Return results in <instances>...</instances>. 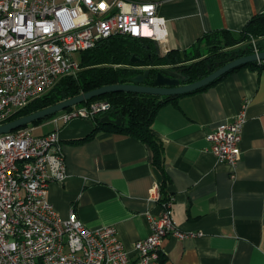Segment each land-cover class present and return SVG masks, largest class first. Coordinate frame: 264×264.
Returning a JSON list of instances; mask_svg holds the SVG:
<instances>
[{
    "label": "crops",
    "instance_id": "crops-1",
    "mask_svg": "<svg viewBox=\"0 0 264 264\" xmlns=\"http://www.w3.org/2000/svg\"><path fill=\"white\" fill-rule=\"evenodd\" d=\"M150 1L165 19V36L154 41L157 56L199 46L210 31L238 33L264 12V0ZM250 43L257 47L258 39ZM241 111V154L233 169L216 159L207 135ZM96 124L74 118L58 128L67 177L49 184L48 199L62 218L75 211L89 228L114 226L132 255L133 243L149 233L146 214L159 211L152 197L158 184L161 200L173 198L176 225L195 234L166 237L161 264H264V70L242 67L163 104L151 125L162 144V169L134 136L100 130L90 137ZM31 127L35 135L54 129L49 118Z\"/></svg>",
    "mask_w": 264,
    "mask_h": 264
},
{
    "label": "built area",
    "instance_id": "built-area-1",
    "mask_svg": "<svg viewBox=\"0 0 264 264\" xmlns=\"http://www.w3.org/2000/svg\"><path fill=\"white\" fill-rule=\"evenodd\" d=\"M157 7L150 0H0V126L62 77L75 76L76 55L101 39L163 40L165 19ZM109 108L107 100L80 103L52 115L47 134L35 135L31 126L0 134V264H161L166 237L195 235L176 225L173 198L161 200L158 184L152 197L159 211L146 214L149 233L133 243L132 255L114 226L92 229L75 211L65 218L57 213L48 186L67 177L58 128ZM244 123L241 111L207 135L216 159L233 169Z\"/></svg>",
    "mask_w": 264,
    "mask_h": 264
},
{
    "label": "trees",
    "instance_id": "trees-1",
    "mask_svg": "<svg viewBox=\"0 0 264 264\" xmlns=\"http://www.w3.org/2000/svg\"><path fill=\"white\" fill-rule=\"evenodd\" d=\"M250 37L258 39L257 47L260 50L264 49V12L254 16L238 33L228 30L210 31L200 40L199 46L183 51L170 50L163 56H157L154 41L149 38L118 35L101 39L92 48L80 51L77 54L80 70L75 76L62 77L44 96L33 100L16 112L11 120L80 93L104 85L121 83L123 78L143 72V69H138L137 66L170 65L171 68L179 69L182 72L185 76L184 83L196 81L226 63L229 57L233 56V52L237 56L254 52ZM244 42L246 44L243 47H238V44ZM201 45H203V49L200 47ZM132 55L141 58L142 62H132ZM242 67L264 70V61L238 66L213 81L210 85ZM156 71L157 68L153 67L150 74L153 75ZM145 83L152 84V79H146ZM204 88L194 92L201 91ZM175 97L177 96L162 97L133 92H110L84 101L83 103L94 100H107L110 103V108L107 111L94 117L97 124L89 136L92 137L96 131L100 130L116 131L134 136L148 145L151 150L153 164L162 169V144L153 134L151 125L156 111ZM104 114L112 119L120 116L121 124L101 122L100 117ZM50 117L34 121L27 126L39 124ZM160 186L162 187V183Z\"/></svg>",
    "mask_w": 264,
    "mask_h": 264
},
{
    "label": "water",
    "instance_id": "water-1",
    "mask_svg": "<svg viewBox=\"0 0 264 264\" xmlns=\"http://www.w3.org/2000/svg\"><path fill=\"white\" fill-rule=\"evenodd\" d=\"M232 54L234 58H232L233 56L229 57V60L226 63L218 66L206 76L190 83H184L185 76L179 69L161 66L155 74L151 75L150 67L145 68L142 73L123 78L121 83L104 85L80 93L76 96L59 101L50 106L11 120L0 126V134L8 133L17 128L27 126L34 121L42 120L46 117L54 115L61 110H65L69 107L110 92H133L139 94L158 95L162 97L188 94L209 86L213 81L238 66L252 62L264 61V49L243 56H237L235 52ZM131 61L141 63L142 59L132 55ZM148 78L152 79V84L150 85L145 83V80ZM100 121L114 123L117 125L121 124L120 116H116L115 118L111 119L108 115H104L100 118Z\"/></svg>",
    "mask_w": 264,
    "mask_h": 264
},
{
    "label": "flooded vegetation",
    "instance_id": "flooded-vegetation-1",
    "mask_svg": "<svg viewBox=\"0 0 264 264\" xmlns=\"http://www.w3.org/2000/svg\"><path fill=\"white\" fill-rule=\"evenodd\" d=\"M148 67H150V70H151V68H157V70L160 68V65H158V66H148ZM145 68H147V66L145 67Z\"/></svg>",
    "mask_w": 264,
    "mask_h": 264
},
{
    "label": "rangeland",
    "instance_id": "rangeland-1",
    "mask_svg": "<svg viewBox=\"0 0 264 264\" xmlns=\"http://www.w3.org/2000/svg\"><path fill=\"white\" fill-rule=\"evenodd\" d=\"M76 59H77V61L79 62V57H78V55H76ZM59 113V112H58ZM35 131H40V130H35ZM36 133V132H35Z\"/></svg>",
    "mask_w": 264,
    "mask_h": 264
}]
</instances>
